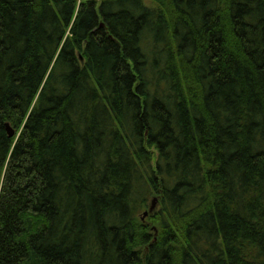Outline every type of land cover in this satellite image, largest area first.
<instances>
[{
  "label": "trees",
  "instance_id": "16d2710c",
  "mask_svg": "<svg viewBox=\"0 0 264 264\" xmlns=\"http://www.w3.org/2000/svg\"><path fill=\"white\" fill-rule=\"evenodd\" d=\"M0 264H264V0H0Z\"/></svg>",
  "mask_w": 264,
  "mask_h": 264
},
{
  "label": "water",
  "instance_id": "95a60500",
  "mask_svg": "<svg viewBox=\"0 0 264 264\" xmlns=\"http://www.w3.org/2000/svg\"><path fill=\"white\" fill-rule=\"evenodd\" d=\"M6 130H7L9 136H12L13 135V130L9 127L8 124H6ZM156 203H157L156 202V199H153L151 201V204H150V207H149L148 211H145L143 213L142 218H144L145 216H147L148 213H151L154 210Z\"/></svg>",
  "mask_w": 264,
  "mask_h": 264
},
{
  "label": "rangeland",
  "instance_id": "374dc122",
  "mask_svg": "<svg viewBox=\"0 0 264 264\" xmlns=\"http://www.w3.org/2000/svg\"><path fill=\"white\" fill-rule=\"evenodd\" d=\"M150 204H151V201H150L149 204H148L149 207H150ZM149 207H148V209H149ZM148 209H147L146 211H148ZM157 209H158V204L156 203L154 210H153L151 213H148L147 215L152 214V213L155 212ZM146 217H147V216H145L144 218H141V219L144 220Z\"/></svg>",
  "mask_w": 264,
  "mask_h": 264
}]
</instances>
